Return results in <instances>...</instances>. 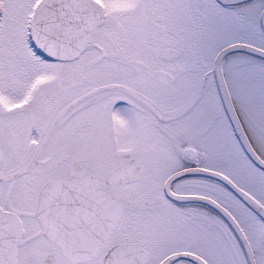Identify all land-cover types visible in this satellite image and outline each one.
I'll return each instance as SVG.
<instances>
[{
  "label": "snow or ice",
  "instance_id": "obj_1",
  "mask_svg": "<svg viewBox=\"0 0 264 264\" xmlns=\"http://www.w3.org/2000/svg\"><path fill=\"white\" fill-rule=\"evenodd\" d=\"M0 264H264V0H0Z\"/></svg>",
  "mask_w": 264,
  "mask_h": 264
}]
</instances>
